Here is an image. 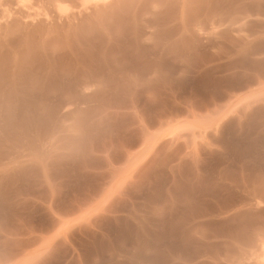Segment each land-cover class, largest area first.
<instances>
[{"label":"rangeland","instance_id":"1","mask_svg":"<svg viewBox=\"0 0 264 264\" xmlns=\"http://www.w3.org/2000/svg\"><path fill=\"white\" fill-rule=\"evenodd\" d=\"M105 185L86 264H264V0H0V264Z\"/></svg>","mask_w":264,"mask_h":264},{"label":"crops","instance_id":"2","mask_svg":"<svg viewBox=\"0 0 264 264\" xmlns=\"http://www.w3.org/2000/svg\"><path fill=\"white\" fill-rule=\"evenodd\" d=\"M127 183H119L115 190L112 191L113 195L116 196L117 201H122L125 198ZM108 185L102 187L92 201H88L82 204H78L76 210L69 215L68 222L64 219L54 218L55 224L52 229L41 232L37 235V254L32 256V252L29 250H21L16 259L22 264H48L54 261L55 252L59 245L64 246L67 254L61 264H86L84 261V249L80 243L82 241H92L86 232L90 231L94 235H98L101 240L109 238V234L103 224H98V218L114 217L116 223L119 222V218L129 215L132 213L118 210L116 213L110 210L112 204H108ZM96 212V213H95ZM95 213V214H93ZM94 216H96L94 218ZM137 225H142V222L136 218H133ZM77 232V237L72 236L73 232ZM204 242L213 244L217 242L216 239H205L197 237V243ZM104 256L102 253H98L96 260L92 264H101V259ZM120 258V255H116ZM171 260L168 264H197L204 257L198 258L196 261L187 263L177 259V256L172 254ZM208 257H212L209 255ZM23 260V261H22ZM4 264H13V260L4 262Z\"/></svg>","mask_w":264,"mask_h":264},{"label":"bare ground","instance_id":"3","mask_svg":"<svg viewBox=\"0 0 264 264\" xmlns=\"http://www.w3.org/2000/svg\"><path fill=\"white\" fill-rule=\"evenodd\" d=\"M60 8V7H59Z\"/></svg>","mask_w":264,"mask_h":264}]
</instances>
